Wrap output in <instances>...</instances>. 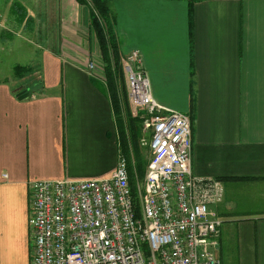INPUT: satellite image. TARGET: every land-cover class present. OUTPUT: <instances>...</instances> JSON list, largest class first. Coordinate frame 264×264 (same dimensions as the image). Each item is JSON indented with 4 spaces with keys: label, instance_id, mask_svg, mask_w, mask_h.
<instances>
[{
    "label": "crops",
    "instance_id": "crops-1",
    "mask_svg": "<svg viewBox=\"0 0 264 264\" xmlns=\"http://www.w3.org/2000/svg\"><path fill=\"white\" fill-rule=\"evenodd\" d=\"M72 6L30 59L41 85L0 81V264H31V181L110 178L116 168L111 101L86 70L98 53L89 11ZM109 6L121 53L138 49L152 95L190 116L193 175L223 185L221 264H264V0L193 1L191 37L188 0Z\"/></svg>",
    "mask_w": 264,
    "mask_h": 264
},
{
    "label": "built area",
    "instance_id": "built-area-1",
    "mask_svg": "<svg viewBox=\"0 0 264 264\" xmlns=\"http://www.w3.org/2000/svg\"><path fill=\"white\" fill-rule=\"evenodd\" d=\"M121 65L128 99L150 134L143 181L133 193L121 154L110 178L31 181V264H221L214 207L224 188L192 173L190 116L152 95L138 49ZM86 70L100 75L93 61Z\"/></svg>",
    "mask_w": 264,
    "mask_h": 264
},
{
    "label": "rangeland",
    "instance_id": "rangeland-1",
    "mask_svg": "<svg viewBox=\"0 0 264 264\" xmlns=\"http://www.w3.org/2000/svg\"><path fill=\"white\" fill-rule=\"evenodd\" d=\"M74 2L76 1L0 0V81H3L4 79H8L9 82L18 80L23 87L29 86L30 84L34 86L35 82L38 81V78H35L36 75L33 77H29V74H32L34 70H36V66L33 63H30L32 62L30 61V59L38 55L39 51L41 50L39 44H50V40L46 41V38L49 37V35L52 33V31H54L55 28H57V26L60 28V25L64 20L62 16L64 14V11L73 10L74 8L72 4ZM17 7L24 8V11H22V15H19L20 11ZM85 7L88 8L87 6ZM119 11L120 10L118 8L117 12L119 13ZM25 14L29 17L26 23ZM76 18L77 17H75V20ZM56 20H58L59 24L55 22ZM79 21V23L83 25L82 16ZM125 52H129V49L125 50ZM93 58L95 59L92 60L89 58L87 59V61L96 62V59L99 58V50L97 55ZM17 64L27 66L30 71L22 77L14 75L13 68ZM96 64H98V70L100 71H98L99 74L101 75V77H103V72H101V68L99 67L103 64L101 59H99ZM103 86H105V84H103ZM128 105L132 115L139 114V111L133 104L130 103L129 99ZM140 137L141 138L138 142V148L141 162L146 171L147 164L150 158V134L144 132L141 129ZM116 139L118 141L117 132ZM130 156L131 164L134 165L132 153L130 154ZM143 178L139 180L136 179V182L134 183L135 190L138 189L141 182L143 181Z\"/></svg>",
    "mask_w": 264,
    "mask_h": 264
},
{
    "label": "trees",
    "instance_id": "trees-1",
    "mask_svg": "<svg viewBox=\"0 0 264 264\" xmlns=\"http://www.w3.org/2000/svg\"><path fill=\"white\" fill-rule=\"evenodd\" d=\"M80 5L88 7L89 26L93 32L99 50V59L102 61L101 72H103V80L105 82V90L111 101L114 117L115 129L118 136V154L125 156L127 159L129 186L134 193V183L136 179H142L145 168L141 162L138 148L141 131V119L138 115H132L124 80V72L121 65L122 53L120 51L118 37L116 33V22L111 12L110 0H75ZM195 0H188V24L190 37L193 31L192 10L191 5ZM22 15L24 8L17 7ZM24 16V15H23ZM25 23L29 17L25 14ZM98 66V65H97ZM14 75L22 77L27 74L30 69L25 65H15L13 68ZM35 85H41L38 80ZM133 155L134 165L131 164V156Z\"/></svg>",
    "mask_w": 264,
    "mask_h": 264
},
{
    "label": "water",
    "instance_id": "water-1",
    "mask_svg": "<svg viewBox=\"0 0 264 264\" xmlns=\"http://www.w3.org/2000/svg\"><path fill=\"white\" fill-rule=\"evenodd\" d=\"M28 95V93H26V92H20V93H18V97H23V96H27Z\"/></svg>",
    "mask_w": 264,
    "mask_h": 264
}]
</instances>
